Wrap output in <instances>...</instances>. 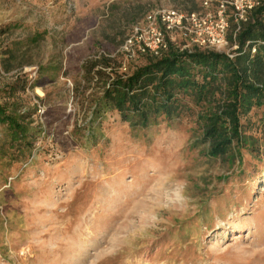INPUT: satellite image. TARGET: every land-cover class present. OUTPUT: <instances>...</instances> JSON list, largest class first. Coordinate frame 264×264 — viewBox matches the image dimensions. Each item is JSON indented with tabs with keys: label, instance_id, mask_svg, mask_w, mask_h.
<instances>
[{
	"label": "rangeland",
	"instance_id": "rangeland-1",
	"mask_svg": "<svg viewBox=\"0 0 264 264\" xmlns=\"http://www.w3.org/2000/svg\"><path fill=\"white\" fill-rule=\"evenodd\" d=\"M198 5L0 0V89L26 82L0 100L36 107L40 129L30 151L0 159V264H264V107L243 120L258 151L241 162L202 153L195 111L134 130L110 110L90 138L73 134L90 119L82 64L105 54L132 71L146 58L119 49L134 23Z\"/></svg>",
	"mask_w": 264,
	"mask_h": 264
},
{
	"label": "trees",
	"instance_id": "trees-1",
	"mask_svg": "<svg viewBox=\"0 0 264 264\" xmlns=\"http://www.w3.org/2000/svg\"><path fill=\"white\" fill-rule=\"evenodd\" d=\"M228 41L237 48L188 52L171 46L159 57L146 56L145 64L128 73L119 72L121 64L114 57L87 59L76 89L89 99L90 119L76 124L74 136L90 138L110 110L134 130L171 124L195 111L206 156H233L241 162L244 149L257 153V141L243 120L253 109L264 107V4L240 30L231 25ZM19 88H26L22 77L0 91L12 95ZM35 113L36 107L23 110L17 100H0V124L6 125L9 139L0 147L1 160H18L9 153L14 148L32 149L40 132Z\"/></svg>",
	"mask_w": 264,
	"mask_h": 264
},
{
	"label": "built area",
	"instance_id": "built-area-1",
	"mask_svg": "<svg viewBox=\"0 0 264 264\" xmlns=\"http://www.w3.org/2000/svg\"><path fill=\"white\" fill-rule=\"evenodd\" d=\"M263 4L264 0H199L194 10L157 7L134 23L119 51L129 61L159 57L171 46L188 52L195 49L229 52L237 48L228 41L231 25L240 30ZM255 52L254 46L252 53Z\"/></svg>",
	"mask_w": 264,
	"mask_h": 264
}]
</instances>
